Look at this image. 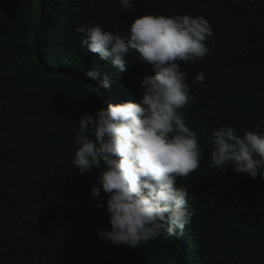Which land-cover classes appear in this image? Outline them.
Masks as SVG:
<instances>
[{
    "label": "trees",
    "instance_id": "1",
    "mask_svg": "<svg viewBox=\"0 0 264 264\" xmlns=\"http://www.w3.org/2000/svg\"><path fill=\"white\" fill-rule=\"evenodd\" d=\"M146 14L202 15L212 36L203 59L181 63L191 96L182 111L203 153L201 167L176 181L193 195L191 221L181 236L132 248L98 236L110 229L106 194L90 192L99 172L82 174L72 161L80 118L138 102L153 70L133 62L119 72L82 48L75 29L129 35ZM223 125L241 136L264 131L255 127L264 125V0H133L130 9L120 0H0V264H264V176L210 167L208 137Z\"/></svg>",
    "mask_w": 264,
    "mask_h": 264
},
{
    "label": "clouds",
    "instance_id": "2",
    "mask_svg": "<svg viewBox=\"0 0 264 264\" xmlns=\"http://www.w3.org/2000/svg\"><path fill=\"white\" fill-rule=\"evenodd\" d=\"M124 9L133 0H120ZM83 34L81 47L98 53L119 72L133 62L150 65L153 74L141 79L139 101L108 103L93 115L79 120L75 142L79 147L72 161L80 173L97 169L98 184L90 189L95 198L106 194L109 228L98 229V236L114 245L132 248L161 236L183 235L192 218L186 187H177L178 177H187L201 167L202 151L195 131L185 122L182 109L190 102L187 73L181 63L203 59L209 52L212 26L202 15L146 14L133 19L129 35L105 31L101 25L78 26ZM86 75L95 80L98 74ZM203 83L205 73L195 76ZM105 73L104 87H110ZM257 128L264 125H257ZM213 145L209 165L247 173L253 179L264 176V131H247L223 125L208 137ZM96 208L105 203L95 201Z\"/></svg>",
    "mask_w": 264,
    "mask_h": 264
}]
</instances>
